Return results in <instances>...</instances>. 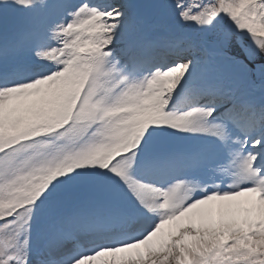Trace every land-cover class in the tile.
Wrapping results in <instances>:
<instances>
[{
    "label": "snow or ice",
    "instance_id": "6c2138e0",
    "mask_svg": "<svg viewBox=\"0 0 264 264\" xmlns=\"http://www.w3.org/2000/svg\"><path fill=\"white\" fill-rule=\"evenodd\" d=\"M0 264H264V0H0Z\"/></svg>",
    "mask_w": 264,
    "mask_h": 264
}]
</instances>
